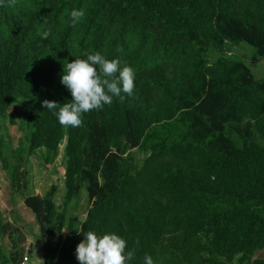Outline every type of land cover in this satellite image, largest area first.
<instances>
[{"label": "trees", "instance_id": "obj_1", "mask_svg": "<svg viewBox=\"0 0 264 264\" xmlns=\"http://www.w3.org/2000/svg\"><path fill=\"white\" fill-rule=\"evenodd\" d=\"M7 3L0 0V115L21 100L28 150L43 148L46 163L65 139L61 210L55 186L23 200L42 259L79 264L76 247L94 231L125 239L135 249L128 264H144L145 254L154 264H264L254 258L264 251V80L224 56L244 42L264 59V0ZM74 8L85 15L73 27ZM208 50L222 56L210 63ZM96 52L134 70L133 94L83 114L81 127L61 126L42 102H70L65 60ZM135 148L148 153L140 166L126 154ZM83 186L91 206L84 221L66 224ZM63 229V241L47 240Z\"/></svg>", "mask_w": 264, "mask_h": 264}, {"label": "rangeland", "instance_id": "obj_2", "mask_svg": "<svg viewBox=\"0 0 264 264\" xmlns=\"http://www.w3.org/2000/svg\"><path fill=\"white\" fill-rule=\"evenodd\" d=\"M228 59L244 62L253 78L264 80V59L257 56L255 49L244 42L229 44L226 48ZM220 53L208 50L210 63L217 60ZM21 100H14L5 114L0 115V263L12 264L11 256L17 250L30 259L29 264H48L40 254L43 239L32 212L23 204L27 195L43 197L50 187L57 192L54 201L61 210L64 188L65 139L60 143L57 155L46 163L45 150H28V130ZM260 143V140L257 139ZM133 162L140 166L148 153L137 148L128 150ZM91 203L84 186L66 206V224L70 217L84 221ZM68 232L63 229L60 238H48L51 241H63ZM30 242V244H28ZM254 258L264 259V251L254 254Z\"/></svg>", "mask_w": 264, "mask_h": 264}, {"label": "clouds", "instance_id": "obj_3", "mask_svg": "<svg viewBox=\"0 0 264 264\" xmlns=\"http://www.w3.org/2000/svg\"><path fill=\"white\" fill-rule=\"evenodd\" d=\"M15 5L16 0H8L7 6ZM70 15L74 27L85 12L83 8H74ZM50 34V30L44 31L41 39H48ZM84 56L86 58H76L72 62L65 60L63 64L60 82L70 92L71 101L60 104L46 99L42 102V107L52 111L64 127H81L83 114L111 104L114 96L123 100L121 92L132 96L135 87L134 70L126 64L121 67L119 58L107 59L99 52L84 53ZM135 244H139L138 238ZM75 252L79 264H128L134 259L135 249L128 250L126 240L115 233L98 235L87 231ZM144 264H154L151 255L145 254Z\"/></svg>", "mask_w": 264, "mask_h": 264}, {"label": "built area", "instance_id": "obj_4", "mask_svg": "<svg viewBox=\"0 0 264 264\" xmlns=\"http://www.w3.org/2000/svg\"><path fill=\"white\" fill-rule=\"evenodd\" d=\"M27 262H28V257H27V256H23V257L20 259L19 264H26Z\"/></svg>", "mask_w": 264, "mask_h": 264}, {"label": "crops", "instance_id": "obj_5", "mask_svg": "<svg viewBox=\"0 0 264 264\" xmlns=\"http://www.w3.org/2000/svg\"><path fill=\"white\" fill-rule=\"evenodd\" d=\"M28 244H30V242H29ZM21 258H22V257L19 256V258H18V260H17V262H16L15 264H19ZM30 262H31L30 259H28V262H27L26 264H29ZM0 264H1V263H0Z\"/></svg>", "mask_w": 264, "mask_h": 264}]
</instances>
